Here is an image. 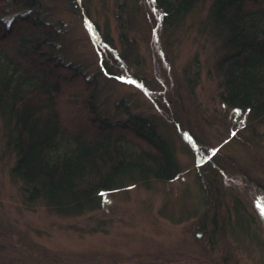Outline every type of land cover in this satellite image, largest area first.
I'll use <instances>...</instances> for the list:
<instances>
[{
  "label": "rangeland",
  "instance_id": "obj_1",
  "mask_svg": "<svg viewBox=\"0 0 264 264\" xmlns=\"http://www.w3.org/2000/svg\"><path fill=\"white\" fill-rule=\"evenodd\" d=\"M118 1L44 3L67 61L97 76L101 104L119 116L124 101L157 119L175 145L180 174L129 183L100 209L59 215L26 204L1 127L0 264H264V121L250 124L222 101L221 45L206 19L212 0L173 28L163 26L154 1L141 0L129 58ZM127 73L138 82L125 81ZM76 82L65 81L69 90ZM60 107L65 118L72 112L65 98Z\"/></svg>",
  "mask_w": 264,
  "mask_h": 264
},
{
  "label": "trees",
  "instance_id": "obj_2",
  "mask_svg": "<svg viewBox=\"0 0 264 264\" xmlns=\"http://www.w3.org/2000/svg\"><path fill=\"white\" fill-rule=\"evenodd\" d=\"M140 1L117 2L128 58L134 55L131 32ZM152 1L163 26L173 28L203 0ZM45 6L44 0H0V129L7 128L6 142L16 156L11 174L22 183L26 204L78 216L100 209L107 194L129 183L178 177L175 145L157 119L124 101L116 106L122 115L105 109L97 76L67 61L61 29ZM206 19L221 45L216 68L223 103L246 115L250 124L263 122L264 0H212ZM122 76L138 82L129 73ZM78 78V88L69 90L65 81ZM61 98L72 108L66 118Z\"/></svg>",
  "mask_w": 264,
  "mask_h": 264
},
{
  "label": "snow or ice",
  "instance_id": "obj_3",
  "mask_svg": "<svg viewBox=\"0 0 264 264\" xmlns=\"http://www.w3.org/2000/svg\"><path fill=\"white\" fill-rule=\"evenodd\" d=\"M235 133H233V135H234ZM262 215H264V210H262Z\"/></svg>",
  "mask_w": 264,
  "mask_h": 264
},
{
  "label": "water",
  "instance_id": "obj_4",
  "mask_svg": "<svg viewBox=\"0 0 264 264\" xmlns=\"http://www.w3.org/2000/svg\"><path fill=\"white\" fill-rule=\"evenodd\" d=\"M199 236H201V234H199Z\"/></svg>",
  "mask_w": 264,
  "mask_h": 264
}]
</instances>
